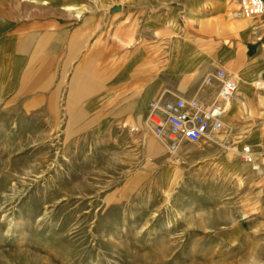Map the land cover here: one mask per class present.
I'll return each mask as SVG.
<instances>
[{
  "label": "rangeland",
  "instance_id": "rangeland-1",
  "mask_svg": "<svg viewBox=\"0 0 264 264\" xmlns=\"http://www.w3.org/2000/svg\"><path fill=\"white\" fill-rule=\"evenodd\" d=\"M187 1L0 0V40L22 42L9 84L0 48V264H264V175L240 160L244 139L170 153L130 108L159 87L129 59L148 49L137 31L159 14L175 25ZM201 6L242 18L238 0ZM112 45L130 64L117 87ZM81 61L94 77L73 79Z\"/></svg>",
  "mask_w": 264,
  "mask_h": 264
},
{
  "label": "crops",
  "instance_id": "crops-1",
  "mask_svg": "<svg viewBox=\"0 0 264 264\" xmlns=\"http://www.w3.org/2000/svg\"><path fill=\"white\" fill-rule=\"evenodd\" d=\"M210 1L213 2V0ZM210 1L188 0V7L176 8V18H173L175 25L170 16L165 18L164 15L159 14L155 18L146 19L145 26L136 30V41H143L149 45H146L148 49L142 48L144 47L142 45L138 47L132 54L133 57L129 59L134 60L137 67H144L143 74L137 76L141 78L140 82L156 83L159 87L155 92L145 89V92L149 94L130 108L132 113L134 108L138 113V109L144 104L143 114L145 115L146 100L152 95L154 97L149 101L157 96H163L166 99L195 98L209 101L218 89V82L213 80L211 85L204 86L203 81L222 69L227 75L235 78L236 91L229 101L227 107L229 111H226L222 117V131L224 130L226 139L216 145L233 143L235 138L244 139L245 144L250 145L254 150L258 161L260 153L264 152V126L252 127V117L263 111V93L256 88L255 84L264 78V15L247 20L233 18L229 16L230 12H212L201 6ZM67 9L73 8L67 7ZM233 16L238 17L239 14ZM79 29L81 32L87 31L84 24ZM7 37L0 40V48H3L1 52H4L1 61L5 60L2 71L6 73L2 78L9 84L8 80L10 83L11 79L15 82L12 76H17L19 73L18 49L22 42L20 45L19 42L15 44ZM27 44V42L24 43V45ZM86 44V34L80 38L77 36L72 40L70 38L68 45L70 60L66 61L60 69L58 77H65L70 68L69 65L78 56L76 53L84 49ZM45 51H48L49 58V48H45ZM99 51V48L92 50L88 53L86 60L89 57H95ZM110 56L112 59L110 82L117 87L126 77L130 78V73L126 75V68L130 64L127 63V67L120 66L121 59L124 60L125 57L123 52H120V49L116 50L114 45H112ZM11 58L14 59L12 67L9 62ZM74 71L73 79L78 73L95 76L89 65L82 61ZM93 83L92 81L91 85ZM257 175H264V168L258 170Z\"/></svg>",
  "mask_w": 264,
  "mask_h": 264
},
{
  "label": "built area",
  "instance_id": "built-area-1",
  "mask_svg": "<svg viewBox=\"0 0 264 264\" xmlns=\"http://www.w3.org/2000/svg\"><path fill=\"white\" fill-rule=\"evenodd\" d=\"M238 7L239 14L244 19L264 15V0H238ZM213 80L218 82V89L209 101L195 98L166 99L163 96L148 101L144 127L163 144L166 151L177 152L183 142H221L219 135L223 129L222 117L236 91V82L234 77L227 75L222 69L217 70L214 76L206 77L204 86L211 85ZM255 86L262 91L264 98V78L258 80ZM238 156L253 171L264 166V152L260 153L257 161L250 145L242 144Z\"/></svg>",
  "mask_w": 264,
  "mask_h": 264
},
{
  "label": "water",
  "instance_id": "water-1",
  "mask_svg": "<svg viewBox=\"0 0 264 264\" xmlns=\"http://www.w3.org/2000/svg\"><path fill=\"white\" fill-rule=\"evenodd\" d=\"M119 10H120L119 6H115L113 9H111L112 12H116V11H119Z\"/></svg>",
  "mask_w": 264,
  "mask_h": 264
},
{
  "label": "bare ground",
  "instance_id": "bare-ground-1",
  "mask_svg": "<svg viewBox=\"0 0 264 264\" xmlns=\"http://www.w3.org/2000/svg\"><path fill=\"white\" fill-rule=\"evenodd\" d=\"M227 107H228V105H227ZM142 112H143V105L138 109V114H141Z\"/></svg>",
  "mask_w": 264,
  "mask_h": 264
}]
</instances>
